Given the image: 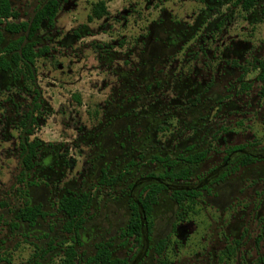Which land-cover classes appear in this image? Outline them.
Wrapping results in <instances>:
<instances>
[{"label": "rangeland", "instance_id": "obj_1", "mask_svg": "<svg viewBox=\"0 0 264 264\" xmlns=\"http://www.w3.org/2000/svg\"><path fill=\"white\" fill-rule=\"evenodd\" d=\"M9 1L13 22L45 2ZM97 1H61L53 25L42 24L35 83L0 71V264H60L72 234L57 201L68 192L90 195L76 264L108 240L113 256L135 250L154 264L157 239L166 243L158 264H264V0L247 11L236 0H103L108 13L88 20ZM3 33L4 43L19 35ZM35 89L40 107L24 133ZM24 135L39 142L28 171ZM203 150L188 179L167 180L149 250L143 239L125 240L129 195ZM241 152L263 157L233 170ZM184 186L200 195L180 214L171 193ZM25 203L45 213L33 225L16 219Z\"/></svg>", "mask_w": 264, "mask_h": 264}, {"label": "trees", "instance_id": "obj_2", "mask_svg": "<svg viewBox=\"0 0 264 264\" xmlns=\"http://www.w3.org/2000/svg\"><path fill=\"white\" fill-rule=\"evenodd\" d=\"M61 1L66 0H45L40 6H38L32 17L29 20L13 22L9 21V18H15L19 14L17 10L11 5L9 0H0V23L4 22V25H0V71L11 70L12 76L17 79L26 82L30 81L35 83V65L37 57L40 56L44 50L35 49L36 41L34 36L42 27V24L46 22L48 25H53L55 17L57 15L59 5ZM257 0H236L240 4V7L247 11L250 10L256 3ZM108 13L107 7L103 0H99L92 5L91 14L88 15V20L93 18H101ZM17 33L19 34L15 39L4 43V33ZM261 63V70L259 77L264 83V66ZM241 77V76H240ZM248 87V85H245ZM264 93V86L262 87ZM31 109L25 113L20 124L23 126L24 133H30L31 126L35 124L36 118H33L35 110L39 109V92L35 89L33 96ZM29 125V127H28ZM21 164L24 171H28L34 168L37 163V147L39 142L35 139L29 140L27 135H24L19 141ZM243 146H233L229 150V153L235 150L242 149ZM206 151H201L187 156H182L189 166L181 168L178 171L173 170L174 161L170 162V168L161 174H151L152 179L140 192L138 198V206L132 205V216L129 225L121 231L120 235L126 240L128 237L134 236L137 240L141 236L140 231V218L139 213H144L148 225L151 224L149 214L152 211V206L158 200L159 193L166 189V183L176 179L186 180L189 177L190 165L196 162H200L204 159ZM263 157L262 155L252 154L250 152H241L236 157V165L233 170L237 169L238 166H245L251 164L257 159ZM160 159V158H159ZM227 159V157H225ZM161 160V159H160ZM227 172H222L218 177L214 176V181L224 178ZM106 172L103 171L102 178L105 182H114L116 178L107 179ZM107 180V181H106ZM109 183V184H110ZM167 188H169L167 186ZM200 195L198 189L191 187H174L172 188L171 196L177 204L178 213L184 212V206L186 202L193 203L194 200ZM90 202V195L87 192L81 194L65 193L57 201V210L62 212L65 216V223L63 230L71 232L72 243L64 247V257L61 259L60 264H76L75 260L77 257V250L73 245L74 242L79 238V231L81 230L84 223V213ZM45 213L41 209L40 204H28L25 203L20 207L15 216L17 220L33 225L39 216H44ZM16 226V223L14 224ZM150 226V225H149ZM264 231V222L262 225ZM143 236L150 239V231L147 230ZM110 241H100L95 244V253L92 256L87 257L83 264H126V259L113 256L111 251ZM166 243L163 239L158 241L155 247L156 253L160 255L165 247ZM49 247H52L51 245ZM45 252V251H44ZM33 264H42L41 262L34 260Z\"/></svg>", "mask_w": 264, "mask_h": 264}, {"label": "flooded vegetation", "instance_id": "obj_3", "mask_svg": "<svg viewBox=\"0 0 264 264\" xmlns=\"http://www.w3.org/2000/svg\"><path fill=\"white\" fill-rule=\"evenodd\" d=\"M151 182V181H150ZM149 182V183H150ZM149 183H147V184H149ZM146 184V185H147ZM146 185H144L142 188H141V190L139 191V194L137 195V198L134 200V199H132V197H133V195H132V193L129 195V202H130V218H129V221H128V224H127V226L129 225V223H130V220H131V216H132V208H133V206L132 205H136V206H138V198H139V195H140V192L142 191V189L146 186ZM166 185L168 186V183H166ZM136 186V184L135 183H133V184H131V187L132 188H134ZM167 186H166V189H168L167 188ZM194 188H196V187H194ZM197 189V188H196ZM163 191V190H162ZM161 191V192H162ZM160 192V193H161ZM160 193H159V195H160ZM159 195H158V200L156 201V203L154 204V205H157L158 204V201H159ZM174 200V199H173ZM175 201V200H174ZM153 205V206H154ZM153 206H152V210H153ZM152 214V211H151V213L149 214V219L148 220H150V222H151V224H149L148 225V222H147V220H146V218H148L143 212L142 213H139V218H140V231H141V236L139 237V239H137L138 241L140 240V239H143L144 240V243H145V245H146V248H145V250L146 251H148L149 250V247H148V242H150L151 240H152V221H151V217H150V215ZM65 223V222H64ZM64 225V224H63ZM126 226V227H127ZM83 227V226H82ZM62 228H63V226H62ZM149 229V231H150V239H148L146 236H143L146 232H148L147 230ZM80 235V234H79ZM131 237H134V236H131ZM128 238H130V237H128ZM127 238V239H128ZM135 239V238H134ZM160 240V239H159ZM158 239L156 240V243L153 245V246H151V248L153 249V251H154V254H155V257H156V260H155V263L154 264H158V253H156V251H155V247L157 246V244H158V241H159ZM109 241V240H108ZM112 244V243H111ZM112 246V245H111ZM145 250H144V253H145ZM147 253V252H146ZM135 254V250H134V252H132V254H131V256H129V257H123V258H125L126 259V264H142V260L144 259L143 258V256H145V255H143L142 256V254H139L137 257H135V258H133L132 256ZM87 259V258H86ZM85 259V260H86Z\"/></svg>", "mask_w": 264, "mask_h": 264}]
</instances>
